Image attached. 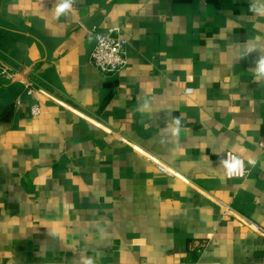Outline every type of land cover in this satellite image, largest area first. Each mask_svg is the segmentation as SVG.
Returning <instances> with one entry per match:
<instances>
[{
  "label": "crops",
  "instance_id": "crops-1",
  "mask_svg": "<svg viewBox=\"0 0 264 264\" xmlns=\"http://www.w3.org/2000/svg\"><path fill=\"white\" fill-rule=\"evenodd\" d=\"M63 3L0 0L36 90L0 79V264H264V0ZM115 27L105 74L91 32Z\"/></svg>",
  "mask_w": 264,
  "mask_h": 264
},
{
  "label": "built area",
  "instance_id": "built-area-1",
  "mask_svg": "<svg viewBox=\"0 0 264 264\" xmlns=\"http://www.w3.org/2000/svg\"><path fill=\"white\" fill-rule=\"evenodd\" d=\"M60 2L73 3L74 0H58ZM95 39V43L92 51L90 52L91 63L102 73L114 74L123 69L127 64V52L126 46L127 41L119 34L118 27L112 28L105 32H91ZM31 67L15 68L0 59V79L5 78L14 82H23L27 93H36L35 88L32 87L31 82L28 78ZM39 91V90H38ZM37 91V92H38ZM36 113L38 110L35 111ZM259 147L264 149V139L259 142ZM231 157H235L242 161V169L232 175L228 174V170L224 166V173L228 179H239L246 176L248 170L245 167L244 160L241 156L235 154L230 150L224 152V162L229 160ZM161 168V167H160ZM233 212V213H232ZM225 215H232L234 211L231 207H224ZM255 226V228L261 232L264 236V229L245 221Z\"/></svg>",
  "mask_w": 264,
  "mask_h": 264
},
{
  "label": "clouds",
  "instance_id": "clouds-1",
  "mask_svg": "<svg viewBox=\"0 0 264 264\" xmlns=\"http://www.w3.org/2000/svg\"><path fill=\"white\" fill-rule=\"evenodd\" d=\"M69 7V4L67 2L61 4L59 8L57 9L58 12H63L65 9ZM260 70L264 71V61H261L260 63ZM225 168L228 170V174L232 175L233 173H236L242 169V161L231 157L229 160H226L224 162Z\"/></svg>",
  "mask_w": 264,
  "mask_h": 264
}]
</instances>
